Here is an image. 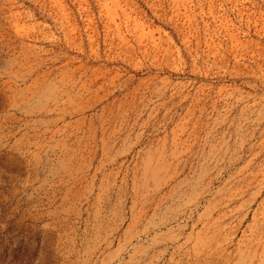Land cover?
<instances>
[{"label":"rangeland","instance_id":"374dc122","mask_svg":"<svg viewBox=\"0 0 264 264\" xmlns=\"http://www.w3.org/2000/svg\"><path fill=\"white\" fill-rule=\"evenodd\" d=\"M0 264H264V0H0Z\"/></svg>","mask_w":264,"mask_h":264}]
</instances>
